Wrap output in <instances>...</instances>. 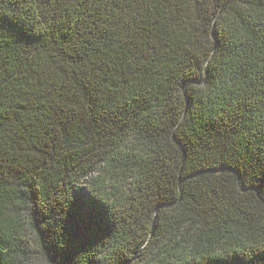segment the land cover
<instances>
[{"label":"trees","instance_id":"obj_1","mask_svg":"<svg viewBox=\"0 0 264 264\" xmlns=\"http://www.w3.org/2000/svg\"><path fill=\"white\" fill-rule=\"evenodd\" d=\"M0 264H264V0H0Z\"/></svg>","mask_w":264,"mask_h":264},{"label":"snow or ice","instance_id":"obj_2","mask_svg":"<svg viewBox=\"0 0 264 264\" xmlns=\"http://www.w3.org/2000/svg\"><path fill=\"white\" fill-rule=\"evenodd\" d=\"M241 139L243 140V139H245V137L242 136ZM246 150H247V149H246ZM237 151H239V148H237Z\"/></svg>","mask_w":264,"mask_h":264}]
</instances>
